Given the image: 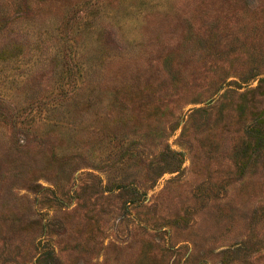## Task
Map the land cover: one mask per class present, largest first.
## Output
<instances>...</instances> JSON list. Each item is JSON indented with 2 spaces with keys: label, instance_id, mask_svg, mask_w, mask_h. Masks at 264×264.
Listing matches in <instances>:
<instances>
[{
  "label": "rangeland",
  "instance_id": "374dc122",
  "mask_svg": "<svg viewBox=\"0 0 264 264\" xmlns=\"http://www.w3.org/2000/svg\"><path fill=\"white\" fill-rule=\"evenodd\" d=\"M261 80L264 0H0V264H264Z\"/></svg>",
  "mask_w": 264,
  "mask_h": 264
},
{
  "label": "trees",
  "instance_id": "16d2710c",
  "mask_svg": "<svg viewBox=\"0 0 264 264\" xmlns=\"http://www.w3.org/2000/svg\"><path fill=\"white\" fill-rule=\"evenodd\" d=\"M260 82L264 83V80H261ZM259 88V87H258ZM247 137L248 141H246L243 151V154H247V150L256 154V156H259L261 152L264 149V114L261 118V120L256 121L255 125H252L247 130ZM170 152V151H169ZM171 157H176V154L173 152H170ZM169 164V163H166ZM170 166V165H168ZM169 168V167H167ZM171 171L172 169H166Z\"/></svg>",
  "mask_w": 264,
  "mask_h": 264
}]
</instances>
